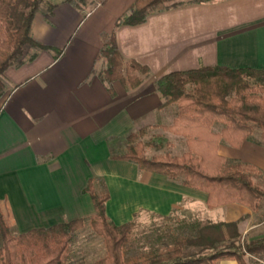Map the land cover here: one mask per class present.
<instances>
[{"label":"crops","instance_id":"0c3cea01","mask_svg":"<svg viewBox=\"0 0 264 264\" xmlns=\"http://www.w3.org/2000/svg\"><path fill=\"white\" fill-rule=\"evenodd\" d=\"M135 2L45 0L47 8L36 14L32 37L44 48L26 47L1 77L0 216L6 227L18 236L89 219L95 207L84 190L93 180L95 190L102 182L109 192L107 215L118 226L142 215L177 216L184 225L197 226L246 218L239 225L242 239L264 238V219H258L264 202L258 210L239 204L209 209L206 193L112 159L125 150L129 135L174 122L178 108H163L158 87L164 76L202 67L264 71V0L186 4L153 14L143 25L117 28ZM113 33L124 61L149 71L135 73L142 79L138 87L127 72L112 83L103 79L108 62L99 55ZM221 129L216 125L214 132ZM176 138L186 153V140ZM260 141L253 137L240 149L221 141L219 154L264 174ZM248 258L264 264L262 258Z\"/></svg>","mask_w":264,"mask_h":264},{"label":"trees","instance_id":"16d2710c","mask_svg":"<svg viewBox=\"0 0 264 264\" xmlns=\"http://www.w3.org/2000/svg\"><path fill=\"white\" fill-rule=\"evenodd\" d=\"M73 2L74 0H67ZM107 0H102L105 2ZM223 0H136L130 12L116 27L140 26L157 13L175 10L184 5H201ZM45 0H0V101L5 88L1 82L4 73L19 61L26 47L41 50L44 47L32 37L36 14ZM35 56V55H34ZM33 56V57H34ZM32 57V58H33ZM100 58L108 62L104 81L112 83L124 78L138 87L148 75L147 68L135 62H125L119 53L116 35L106 41ZM166 100L163 108H178L174 122L169 126H153L133 133L127 138L125 150L115 153V161L138 166L140 171L166 177L182 186L206 193L209 209L239 204L251 210L262 208L264 190L254 176L262 174L253 166L232 163L219 154V144L225 141L240 149L260 131V145L264 147V71L254 69L232 70L226 67H202L186 72H174L158 81ZM221 125L219 133L214 127ZM162 130L186 140L188 151L181 156L169 154L147 156L150 149L161 150L163 143L145 142L151 130ZM84 193L92 197L95 214L47 229L13 235L0 216V264H67L69 246L75 233L89 222L94 233L103 240L106 256L94 264H219L232 260L247 264L246 257L264 255V238L245 241L239 232L242 218L232 223L196 226L195 238H182L163 256H145L128 259L127 252L134 239L135 223L116 225L107 215L110 194L97 193L90 180ZM186 228L180 232H185ZM196 249L185 254L184 249Z\"/></svg>","mask_w":264,"mask_h":264},{"label":"rangeland","instance_id":"374dc122","mask_svg":"<svg viewBox=\"0 0 264 264\" xmlns=\"http://www.w3.org/2000/svg\"><path fill=\"white\" fill-rule=\"evenodd\" d=\"M90 5L98 4L102 0H87ZM93 3V4H92ZM47 4L41 5L40 11H45ZM25 51V50H24ZM177 113V108L169 110V113ZM260 131H255V138L260 137ZM169 137H174L169 138ZM180 139V138H179ZM155 141L157 143H163L164 147L161 150H148V157L158 154H169L171 156H180L185 152L181 150L185 148L182 140L175 139V136L170 134H164L162 131L151 130L149 135L144 139L145 142ZM169 142V145L167 144ZM185 143V142H184ZM173 148V149H172ZM175 148V149H174ZM120 152V151H119ZM256 184L264 190V179L255 178ZM101 182L96 186V191L100 194L104 190V185ZM264 202V201H263ZM207 217V216H206ZM181 219V218H180ZM179 217H172L170 220L157 219L151 216L142 215L135 219L134 239L127 252L128 259H136L137 261L145 256H163L175 246L176 241L182 238H195L197 236L195 231L197 225L185 224L181 222ZM258 219H264V211L258 214ZM206 220V218H205ZM180 221V222H178ZM186 221V220H185ZM186 228L185 232H180ZM249 241V239H243ZM1 246V239H0ZM185 254H192L196 252V249H184ZM106 256V248L103 240L98 237L89 222H86L83 229L74 234L73 239L69 246V256L67 264H94L100 259ZM248 257V256H247ZM247 264H252V258L247 259ZM262 258V259H261ZM260 259L264 261V255L260 256Z\"/></svg>","mask_w":264,"mask_h":264}]
</instances>
